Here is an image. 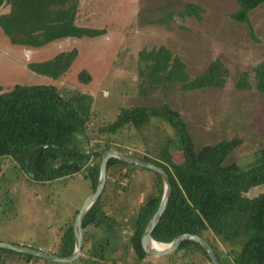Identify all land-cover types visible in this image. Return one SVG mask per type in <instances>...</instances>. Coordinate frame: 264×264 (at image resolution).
I'll list each match as a JSON object with an SVG mask.
<instances>
[{"label":"rangeland","instance_id":"1","mask_svg":"<svg viewBox=\"0 0 264 264\" xmlns=\"http://www.w3.org/2000/svg\"><path fill=\"white\" fill-rule=\"evenodd\" d=\"M190 3L203 9L202 21L180 17ZM238 9L236 0H80L76 24L105 29L106 35L94 39L69 38L33 49L12 45L0 29V85L3 92L15 85H54L62 92L88 94L93 97V120L85 148L101 150L98 145H108L117 152L133 151L134 156L158 160L160 150L171 140V155L178 163L182 160L178 150L180 140L161 118H151L141 132L131 129L124 131V135L109 137L97 131L113 122L122 109L168 105L184 119L197 151L220 141L242 139L243 144L226 163L246 168L264 148V93L255 88L238 91L235 82L242 72L264 62V5L249 14L254 39L246 25L230 19ZM6 11L0 10V15ZM170 12L175 14L171 23L150 24ZM161 45L185 62L192 78L220 59L230 70L226 87L183 92L179 85L168 91L146 86V94H141L138 53ZM74 49L78 55L70 71L59 80L38 75L27 67ZM83 70L92 77L88 85L78 81ZM252 83L254 86L253 79ZM126 170L131 176L122 174L116 181H107L102 197L103 214L99 215L102 222L86 230L82 253L72 264H208L193 247L137 259L130 244L133 225L140 203L153 193L154 175L131 165ZM89 174L86 170L72 177L39 183L31 178L29 160L23 168L13 160L1 159L0 244L21 245L55 255L63 230L92 195ZM261 193L263 186L252 189L247 196ZM221 252V263L232 264L229 248H221ZM0 264L58 263L39 258L27 263L7 257Z\"/></svg>","mask_w":264,"mask_h":264},{"label":"trees","instance_id":"2","mask_svg":"<svg viewBox=\"0 0 264 264\" xmlns=\"http://www.w3.org/2000/svg\"><path fill=\"white\" fill-rule=\"evenodd\" d=\"M236 2L239 9L230 15V19L248 26L254 39L249 14L264 5V0ZM79 5L80 0H0V10H7V13L0 15V29L12 45L33 49L69 38L94 39L106 35L105 29L76 24ZM203 13L198 5L187 4L180 17H194L200 22ZM174 16L170 12L150 24L167 25ZM77 55L74 49L59 53L45 62L30 63L27 67L38 75L59 80L70 71ZM137 75L142 80L141 94L145 95L146 86L151 90L168 91L173 85H179L183 92L224 89L230 70L220 59H216L203 73L192 78L185 62L161 45L138 53ZM78 81L88 85L92 77L83 70L78 75ZM235 88L238 91L255 88L264 93V62L251 71L242 72L235 82ZM92 108V96L69 90L62 92L54 85H15L8 92H3L0 85V161L10 159L24 168L29 160L31 178L39 183L72 177L89 170L92 193L95 192L102 157L112 148L98 145L101 148L98 150L91 146L95 165L94 168H85L88 161V148L85 147L90 140L88 130L93 120ZM151 118H161L175 130L180 140L178 150L182 155L180 162H174L169 140L160 150L158 160L131 156L163 169L172 188L169 204L152 233V239L167 245L183 234H192L211 247L219 264H222L221 248H229L232 264H264V193L247 196L252 189L264 187V148L259 151L256 161L246 168H240L234 162L226 163L233 151L243 144L240 138L220 141L197 151L184 119L168 105L122 109L113 122L99 127L97 131L109 137L124 135V131L131 129L141 132ZM119 152L128 155L122 150ZM129 165L137 167L111 159L107 181H116L117 176L122 174L131 176L126 170ZM150 172L154 175L153 193L140 203L130 240L138 260L147 256L141 244L142 235L156 214L163 195L161 177ZM106 188L107 182L101 197L84 218V236L89 227H98L102 222L99 215L103 214L102 197ZM75 219L63 230L55 254L60 258H67L74 252ZM188 247L200 251L208 264H212L205 250L195 242L186 241L178 250ZM7 257L27 263L36 258L0 249V261Z\"/></svg>","mask_w":264,"mask_h":264},{"label":"water","instance_id":"3","mask_svg":"<svg viewBox=\"0 0 264 264\" xmlns=\"http://www.w3.org/2000/svg\"><path fill=\"white\" fill-rule=\"evenodd\" d=\"M113 158L118 159L121 162H124L127 164H134L135 166L139 168L150 170L154 173H157L163 181V195H162L159 208L156 214L154 215V217L149 222L148 226L146 227L142 235L141 244H142V248L144 252L147 255H151V256H165L173 252H176L186 241H192V242L199 244L205 250L212 264H219L218 258L215 255L214 251L211 249V247L201 238H199L198 236L192 235V234H183L179 236L172 243L165 245V246H168L167 249L154 250L152 248V243H156L152 239V233L155 230L158 223L160 222L161 217L163 216L169 204L171 193H172V188H171L168 176L164 172L163 169L155 166L154 164L145 162L138 158L124 155L115 150H110L103 155L101 164H100L99 180H98L96 191L93 192L92 195L88 198V200L82 206L81 210L79 211L75 219L74 227H73L74 237H75V248L71 256L67 258H60L53 254L44 253L42 251H37V250L24 247V246H20V245L0 244V249L10 250V251H13L19 254L30 255L36 258H41L51 263H58V264H72L73 262L78 260V258L80 257L82 253V249L84 245V229H83L84 218L86 214L88 213V211L99 200V198L101 197L105 189L106 182H107L108 163Z\"/></svg>","mask_w":264,"mask_h":264},{"label":"built area","instance_id":"4","mask_svg":"<svg viewBox=\"0 0 264 264\" xmlns=\"http://www.w3.org/2000/svg\"><path fill=\"white\" fill-rule=\"evenodd\" d=\"M86 155L88 156V161H87V164L85 166V168H94V165H95V157H94V154L93 152L91 151V148H88L86 150ZM133 155V151H130L128 153V156H132Z\"/></svg>","mask_w":264,"mask_h":264},{"label":"bare ground","instance_id":"5","mask_svg":"<svg viewBox=\"0 0 264 264\" xmlns=\"http://www.w3.org/2000/svg\"><path fill=\"white\" fill-rule=\"evenodd\" d=\"M152 248L154 250H164V249H167L168 246H165V245H162V244H159V243H152Z\"/></svg>","mask_w":264,"mask_h":264},{"label":"crops","instance_id":"6","mask_svg":"<svg viewBox=\"0 0 264 264\" xmlns=\"http://www.w3.org/2000/svg\"><path fill=\"white\" fill-rule=\"evenodd\" d=\"M191 4V3H190ZM196 5V4H195ZM234 22V21H233ZM238 24V23H237ZM248 27V26H247ZM252 27V26H251ZM250 31V30H249ZM250 33V32H249Z\"/></svg>","mask_w":264,"mask_h":264}]
</instances>
